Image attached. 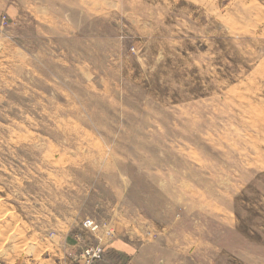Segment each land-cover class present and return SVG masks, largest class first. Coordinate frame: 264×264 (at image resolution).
<instances>
[{
    "label": "rangeland",
    "instance_id": "1",
    "mask_svg": "<svg viewBox=\"0 0 264 264\" xmlns=\"http://www.w3.org/2000/svg\"><path fill=\"white\" fill-rule=\"evenodd\" d=\"M0 264H264V0H0Z\"/></svg>",
    "mask_w": 264,
    "mask_h": 264
},
{
    "label": "built area",
    "instance_id": "2",
    "mask_svg": "<svg viewBox=\"0 0 264 264\" xmlns=\"http://www.w3.org/2000/svg\"><path fill=\"white\" fill-rule=\"evenodd\" d=\"M86 226H92L93 225V229H96L98 226L97 225H94V222L93 221H87L85 223ZM102 249L100 247H97V248H91L89 250L86 251L87 255H89V258L92 259L94 257H99L100 256V253H101Z\"/></svg>",
    "mask_w": 264,
    "mask_h": 264
}]
</instances>
